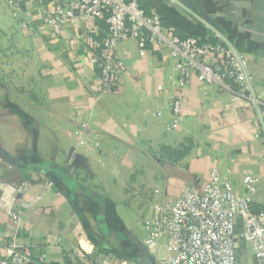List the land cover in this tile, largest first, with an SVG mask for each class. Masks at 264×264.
I'll return each instance as SVG.
<instances>
[{
	"label": "crops",
	"instance_id": "obj_1",
	"mask_svg": "<svg viewBox=\"0 0 264 264\" xmlns=\"http://www.w3.org/2000/svg\"><path fill=\"white\" fill-rule=\"evenodd\" d=\"M136 1L180 38L243 56L250 94L264 102V0ZM20 23L0 0V155L10 166L0 178L29 185L17 203L20 222L0 210V258L16 241L32 251V264H152L147 233L131 214L148 219L185 188L204 189L213 170L239 196L247 176L264 180L255 103L196 74L180 87L175 59L158 48L141 54L132 40L118 46L120 85L103 93L84 56L86 23L70 22L62 35L41 21L25 33ZM177 98L182 118L172 129ZM254 201L264 206V187ZM160 245L166 255L167 240Z\"/></svg>",
	"mask_w": 264,
	"mask_h": 264
},
{
	"label": "built area",
	"instance_id": "obj_2",
	"mask_svg": "<svg viewBox=\"0 0 264 264\" xmlns=\"http://www.w3.org/2000/svg\"><path fill=\"white\" fill-rule=\"evenodd\" d=\"M21 16L25 33L44 22L56 35H62L68 23L79 20L88 25L83 48L85 59L99 72L101 92L114 91L121 83L124 66L118 46L135 41L140 53L158 48L177 62L180 87L196 74L201 82L216 84L261 107L264 102L250 94V80L243 56L220 43H203L194 37L185 39L164 26L162 16L147 13L136 0H7ZM47 4L54 5L48 9ZM102 24L105 25L103 29ZM163 86L158 87L163 91ZM175 129L182 118V102L177 98L171 107ZM10 166L0 155V173ZM28 183L14 184L0 178V210L16 223L22 218L18 200L28 190ZM264 187L255 176L243 182V195L234 193L233 182L217 170L210 174L204 189L189 186L175 204H157L151 217L144 221L147 233L143 245L155 264H244L242 246L249 245L255 264H264V206L254 198ZM23 208H31L25 204ZM168 242L166 255L161 254L160 240ZM32 251L13 241L0 264H32ZM84 264H111L108 259Z\"/></svg>",
	"mask_w": 264,
	"mask_h": 264
},
{
	"label": "rangeland",
	"instance_id": "obj_3",
	"mask_svg": "<svg viewBox=\"0 0 264 264\" xmlns=\"http://www.w3.org/2000/svg\"><path fill=\"white\" fill-rule=\"evenodd\" d=\"M1 46V45H0ZM242 195L244 194V191H243V185H242ZM121 215L122 216H124L125 214H122L121 213ZM138 215L139 214H131L130 215V217L132 218V219H137V220H139V222H140V226H141V229L144 231V228H143V223H144V221H145V219H146V216H144V217H142L141 218V216H140V218H138ZM131 219V220H132ZM135 222V221H134ZM131 223H133V222H131ZM240 254L243 256V258L245 259V263L244 264H255V261H254V258H253V251H252V249H251V247L249 246V245H247V247L245 248L244 246H242V251L240 252ZM164 256V255H163Z\"/></svg>",
	"mask_w": 264,
	"mask_h": 264
},
{
	"label": "water",
	"instance_id": "obj_4",
	"mask_svg": "<svg viewBox=\"0 0 264 264\" xmlns=\"http://www.w3.org/2000/svg\"><path fill=\"white\" fill-rule=\"evenodd\" d=\"M172 1H173L175 4L178 5V1H177V0H172ZM79 165H81V164H80V159L77 158V160H76L74 166H75V167H78ZM152 264H155V259H152Z\"/></svg>",
	"mask_w": 264,
	"mask_h": 264
},
{
	"label": "trees",
	"instance_id": "obj_5",
	"mask_svg": "<svg viewBox=\"0 0 264 264\" xmlns=\"http://www.w3.org/2000/svg\"><path fill=\"white\" fill-rule=\"evenodd\" d=\"M142 7L145 9V7H144L143 5H142ZM145 10H146V9H145ZM146 12H147V13H150V12H149V11H147V10H146ZM102 27H103V29H105V28H106V27H105V25H103V24H102ZM182 39H185V38H182Z\"/></svg>",
	"mask_w": 264,
	"mask_h": 264
}]
</instances>
